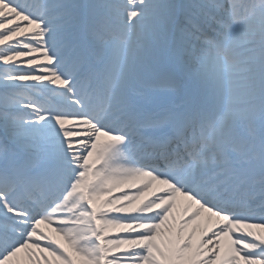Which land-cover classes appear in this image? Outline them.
I'll list each match as a JSON object with an SVG mask.
<instances>
[{"label":"snow or ice","instance_id":"snow-or-ice-1","mask_svg":"<svg viewBox=\"0 0 264 264\" xmlns=\"http://www.w3.org/2000/svg\"><path fill=\"white\" fill-rule=\"evenodd\" d=\"M0 264H264V0H0Z\"/></svg>","mask_w":264,"mask_h":264},{"label":"bare ground","instance_id":"bare-ground-1","mask_svg":"<svg viewBox=\"0 0 264 264\" xmlns=\"http://www.w3.org/2000/svg\"><path fill=\"white\" fill-rule=\"evenodd\" d=\"M124 190H130L128 189V186H122L120 189H118L115 193H113L114 195H119L121 191ZM131 191V190H130ZM147 195V194H146ZM144 197H142L141 199H143ZM110 235H115V233H110Z\"/></svg>","mask_w":264,"mask_h":264}]
</instances>
